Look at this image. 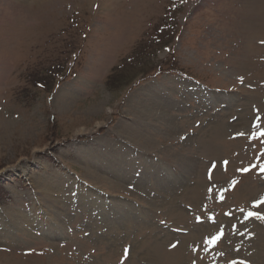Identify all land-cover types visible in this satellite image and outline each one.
Here are the masks:
<instances>
[{
  "label": "rangeland",
  "instance_id": "rangeland-1",
  "mask_svg": "<svg viewBox=\"0 0 264 264\" xmlns=\"http://www.w3.org/2000/svg\"><path fill=\"white\" fill-rule=\"evenodd\" d=\"M5 1L0 264H264V0Z\"/></svg>",
  "mask_w": 264,
  "mask_h": 264
},
{
  "label": "snow or ice",
  "instance_id": "snow-or-ice-1",
  "mask_svg": "<svg viewBox=\"0 0 264 264\" xmlns=\"http://www.w3.org/2000/svg\"><path fill=\"white\" fill-rule=\"evenodd\" d=\"M260 43L264 44V40L260 41ZM242 135V134H241ZM262 136H264V133H261ZM226 163V162H225ZM250 169H238V171H244L247 172ZM261 172L264 173V166L261 167ZM233 184L238 183L236 181L232 182ZM256 206L259 207L260 205L264 204V197H261L259 201L255 202ZM241 211L243 212L244 210L241 209ZM249 217H254L256 219H261L264 220V214L260 213V212H248L247 216L245 217L246 219ZM223 235V228L219 229V235L212 237L208 240L209 243H215L216 240L220 239V236ZM176 245L173 244L172 247H175ZM125 252H127V249H125ZM194 264V262H193Z\"/></svg>",
  "mask_w": 264,
  "mask_h": 264
},
{
  "label": "bare ground",
  "instance_id": "bare-ground-1",
  "mask_svg": "<svg viewBox=\"0 0 264 264\" xmlns=\"http://www.w3.org/2000/svg\"><path fill=\"white\" fill-rule=\"evenodd\" d=\"M6 1L9 2L10 4H17V5H22L26 2V0H6ZM44 1L45 0H34V4L39 5L41 3H44ZM22 217H24V216H22Z\"/></svg>",
  "mask_w": 264,
  "mask_h": 264
}]
</instances>
